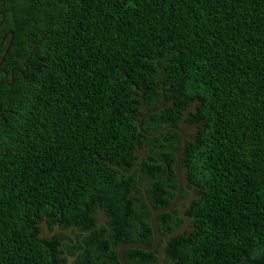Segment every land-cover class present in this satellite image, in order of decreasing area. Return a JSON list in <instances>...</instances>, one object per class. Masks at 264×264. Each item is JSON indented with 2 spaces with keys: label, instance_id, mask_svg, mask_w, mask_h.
<instances>
[{
  "label": "trees",
  "instance_id": "1",
  "mask_svg": "<svg viewBox=\"0 0 264 264\" xmlns=\"http://www.w3.org/2000/svg\"><path fill=\"white\" fill-rule=\"evenodd\" d=\"M11 37L0 71V264H54L34 221L60 220L58 241L65 215L92 227L96 196L135 217L140 234L90 235L73 264H120L118 244L150 246L139 183L154 208L173 202L182 138L170 126L195 99L180 195H197L192 228L167 242L164 263L264 264V0H0V59ZM160 100L140 130L142 105ZM143 142L146 157L135 153ZM132 188L140 197L127 206ZM182 223L177 208L157 216L162 235ZM157 250L128 248L124 259L160 264Z\"/></svg>",
  "mask_w": 264,
  "mask_h": 264
},
{
  "label": "flooded vegetation",
  "instance_id": "2",
  "mask_svg": "<svg viewBox=\"0 0 264 264\" xmlns=\"http://www.w3.org/2000/svg\"><path fill=\"white\" fill-rule=\"evenodd\" d=\"M191 124L199 125L200 122H195ZM187 125H190V124H187ZM186 133L188 134L189 131H187ZM187 140L189 139H186V142ZM182 141H183V138H182ZM137 148L139 150L140 149L143 150V152L140 151V153L144 154L145 155L144 157H146L147 144L144 142L142 146H139L137 144L135 150ZM102 160H104L105 163L108 164V162H106L105 159H102ZM109 166L113 167L112 164H109ZM180 167H181V170L185 168L182 164ZM104 171L106 170L104 169ZM185 173L186 172H184V174ZM147 183H148L147 181H145L144 183H139V188L142 190V193L144 191L143 187L145 188ZM137 195L138 193L136 191V188H132L130 190L129 196H134V197H132V200H130L131 197L126 198L123 202L128 206L129 201L135 202L140 197ZM143 196H144V201H145L144 193H143ZM91 204H93V201ZM138 212L140 213V210ZM185 214H186V210H185ZM72 217L74 218V215H72ZM91 217L93 219L92 227L82 228L78 226L77 220L75 222L71 220L70 215L63 216V218L65 219L63 223H65V225L67 226L63 228L64 236L61 237V239L58 241H53V240H54L55 233L61 230L60 222H59L60 220L53 222L51 225L49 224L47 217H43L42 219H36L34 221V225L38 227L37 232H36L37 237L45 243L48 254L50 255L53 253L56 254V258L53 259L54 264H68L69 258L75 256L77 253L78 254L81 253L83 249L88 248L89 246L84 244V242L87 239H89L87 237L90 235H96L95 238L93 239L95 240L96 238L106 239L104 237H107V239L108 238L121 239L123 237H132V236H136L140 234L137 230L139 229V227L136 226L138 220L135 217L132 218L130 215H126V218H125L124 213L118 216V214L114 212V207L112 206L111 202H109L105 198H103L102 200L96 196V203H95L94 208L91 210ZM190 221L188 222L187 227H186L188 231H190L192 228V226H190ZM117 235H119V237H116ZM34 247H35V244L34 242L32 244V240H31L29 250L34 249ZM54 247H56L55 250H54ZM34 255H35V252H34ZM73 263L74 261L71 262V264Z\"/></svg>",
  "mask_w": 264,
  "mask_h": 264
},
{
  "label": "water",
  "instance_id": "3",
  "mask_svg": "<svg viewBox=\"0 0 264 264\" xmlns=\"http://www.w3.org/2000/svg\"><path fill=\"white\" fill-rule=\"evenodd\" d=\"M10 34L13 36L12 32H10ZM5 36H4L3 40L5 39ZM11 43H12V37H11V41L9 42L8 46L6 47L2 57L0 59V71H2L1 65H2V63L4 61V58H5L8 50H9V47H10ZM161 100L159 101L160 103H159L158 107L155 108V109H149L146 104L142 105V108H143L144 112H143V114L137 115V125H138L140 130H142V120H143L144 115H146L148 113H154L159 108L164 107V104L161 102ZM198 102L199 101L197 99H195L193 102H191L183 110L182 118H181V120L179 122L180 125L178 127L170 126V127L174 128V129H176L177 131H179L181 136H182V138H183L182 143L180 144L178 142L176 144L177 148L174 150V154H175L174 171H175V174H176V177H177V191H176L175 198H174L173 202L167 207L154 208L152 206V204L149 202V199L147 197V193L145 191V188L143 187L144 194H145V201H146V203L149 206L150 211H151V214H150V225H151L152 238H153L152 244L150 246H147L144 243H142L141 241H129V242H124V243L119 244L118 247H117V258H118V261H119L120 264H128L126 262V260L124 259V251L126 249H128V248H137V249H142V250H145V251H152V250H155L156 248H158L160 242H161V245L158 248L157 256L159 258V263L160 264H166V263H164L165 254H164L163 248L167 245V242L171 238L177 236L180 233H183L184 230L187 227L188 222L192 219V218H189L185 214V210H186V207L190 204L191 200L194 199V198H197V195L195 194V191L192 188V189L189 190L190 195L187 198L180 199L182 188L185 187L186 183H187L186 174H184L186 168L181 170L180 166H181V158L184 156V150H185V147H186V139H189L190 141H195V137H192V136L188 135L186 132L189 131V133H192V132H196L197 131V125L196 124L187 125L185 119L188 117V115H189V113L191 111H196V105H197ZM1 116H2V113H1V105H0V117ZM162 130H163V128L160 131L156 132V133L150 134V133H146L145 132V134L147 136H151L152 137V136H155L158 133H160ZM140 151L143 152V150H141V149L139 150L138 148L135 150L137 155L145 156L144 154H141ZM134 169H135V167H133V170ZM175 207L178 208L179 216L184 221H183V223L180 226H178L171 233H169L167 235H162L160 233V231H159V228H158L157 216L159 214L168 212V211L174 209ZM74 258H75V256L69 258L68 259V264H71V262L73 261Z\"/></svg>",
  "mask_w": 264,
  "mask_h": 264
}]
</instances>
